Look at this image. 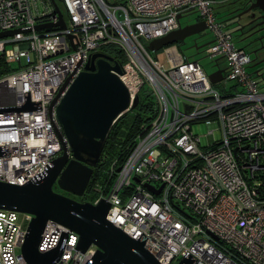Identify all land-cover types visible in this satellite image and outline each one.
I'll return each mask as SVG.
<instances>
[{
    "label": "built area",
    "instance_id": "obj_1",
    "mask_svg": "<svg viewBox=\"0 0 264 264\" xmlns=\"http://www.w3.org/2000/svg\"><path fill=\"white\" fill-rule=\"evenodd\" d=\"M54 1L64 28L35 32L33 25L58 20L50 0H0V32L20 29L0 38V57L14 66L0 74V182L21 185L45 174L65 142L50 101L91 53L112 44L124 55L117 77L130 103L145 85L155 113L139 126L122 161L105 166L89 202L107 201L105 219L143 239L159 264L181 258L190 264H264V92L246 70L248 54L215 16L224 0ZM191 11L212 35L202 51L215 70H223L215 83L198 60L175 46L161 48L163 61L146 48L178 28L177 15ZM26 101L33 108L14 110ZM198 122L213 126L219 138L201 145L190 130ZM31 217L0 210V264H25L20 246ZM77 240L75 232L47 220L37 251L62 242L54 264H90L95 246L79 252Z\"/></svg>",
    "mask_w": 264,
    "mask_h": 264
},
{
    "label": "water",
    "instance_id": "obj_2",
    "mask_svg": "<svg viewBox=\"0 0 264 264\" xmlns=\"http://www.w3.org/2000/svg\"><path fill=\"white\" fill-rule=\"evenodd\" d=\"M58 20L55 23L33 25V30L64 28L60 10L50 0ZM250 7H257L264 15V0H254ZM181 15H177V20ZM202 22L186 24L146 44L155 52L165 46H174L186 36L205 29ZM20 29L0 32V38L12 35ZM24 31H29L26 29ZM73 49L74 35H68ZM210 41L206 42L207 45ZM196 48V46H195ZM119 64L102 53H91L83 68L70 81L68 76L49 103L59 130L61 151L51 161L45 174L21 185L0 182V210L28 213V222L20 255L25 264H54L61 252L62 242L46 252L37 251L40 234L47 220L66 226L78 235L76 250L83 252L89 245L95 246L90 264H159L148 253L143 239H133L105 219L109 204L104 199L96 204L79 202L52 190L53 184L61 191L82 196L92 168L98 161L102 146L112 123L128 108H133L138 97H130L126 87L117 77ZM211 83L220 79V70L207 74ZM33 103L26 101L14 110H29ZM186 107V106H185ZM157 194L149 184L143 185ZM190 258H181L176 264H190Z\"/></svg>",
    "mask_w": 264,
    "mask_h": 264
},
{
    "label": "trees",
    "instance_id": "obj_3",
    "mask_svg": "<svg viewBox=\"0 0 264 264\" xmlns=\"http://www.w3.org/2000/svg\"><path fill=\"white\" fill-rule=\"evenodd\" d=\"M217 18L221 20V16ZM99 50H101L102 54L109 56L114 62L118 63L119 65L124 61L122 50H120L115 45L108 44L105 46H101ZM11 69H14V66L5 64L0 57V74ZM154 113L155 102L150 92L146 88L143 91L142 95L138 96L137 104L133 108H130L129 110L121 113V115H119L112 123L108 135L106 136V139L102 146V150L99 154L98 161L92 168L89 181L85 188V192L90 193L91 198L95 195L92 190V185L95 183H101L104 176L103 171L105 166L114 159L118 163L122 161L125 156L127 147L133 141L135 135L138 132L139 126L141 124H147L149 120L154 116ZM128 115L130 116V118L127 120V122H124ZM122 122H124L125 124L124 130L121 129ZM83 197H85V195H83ZM89 201L90 200L83 202Z\"/></svg>",
    "mask_w": 264,
    "mask_h": 264
},
{
    "label": "rangeland",
    "instance_id": "obj_4",
    "mask_svg": "<svg viewBox=\"0 0 264 264\" xmlns=\"http://www.w3.org/2000/svg\"><path fill=\"white\" fill-rule=\"evenodd\" d=\"M228 0H224L223 3H219L214 11H215V16L216 17H220L221 16V20L225 18L224 16V9L227 6ZM223 4V5H222ZM197 14L194 11L191 12H186L184 14H182L180 16V18L178 19L179 24L180 25H185L189 22H193L195 19H197ZM43 24V23H42ZM35 25H39V24H35ZM57 26L51 27V28H42L39 30H33L35 32H42L43 30H54L56 29ZM60 28V27H58ZM62 29V28H61ZM29 32V31H26ZM212 38L211 33L208 31V29L201 31L200 33H197L196 35H189L186 36L183 39V42H179L176 43L175 48L177 50V52L181 55H183L184 57H186L189 60H198L200 65H202L203 69L205 70V72L207 74L211 73L212 71H214L216 69V65L209 60V58L203 56V51L202 49L204 48V45L206 42L210 41ZM233 41H234V45L236 47H243V50L245 52H249L250 50V44H248V39H240L239 37H234L233 36ZM195 42L196 47L193 46V43ZM150 56L152 58H157L159 61H163V59L165 58V54H164V50H162L161 48L157 49L155 51V56L153 51L148 50ZM5 63V62H4ZM218 66H223V62L220 61L218 63ZM258 68L255 65H252L250 67V65H248L247 67V71L249 73H251L252 76H254L255 81H257V84L259 86L260 91L264 92V72L263 75L260 76H256L255 75V70H257ZM8 72V71H6ZM4 72V73H6ZM2 73V74H4ZM146 89V86L144 85L141 89H140V93L139 96L142 95L143 91ZM130 118V116L128 115V117H126V120L124 122H127V120ZM124 122L121 123V129L124 130L125 129V124ZM190 130L199 135L200 136V142L201 145H205L207 144L209 141H211L212 139L217 140L219 138V132L213 127V126H208L205 125L203 122H198V123H193L190 126ZM211 131V137L210 136H205L207 131ZM83 195H85V197H83ZM81 196V198L85 201L91 200V194L87 193L84 191V194Z\"/></svg>",
    "mask_w": 264,
    "mask_h": 264
},
{
    "label": "flooded vegetation",
    "instance_id": "obj_5",
    "mask_svg": "<svg viewBox=\"0 0 264 264\" xmlns=\"http://www.w3.org/2000/svg\"><path fill=\"white\" fill-rule=\"evenodd\" d=\"M253 1L254 0H228L226 4L227 6L224 9L225 18L222 19V21L224 22L226 29L231 33L232 36L239 37V40L248 39V44H250V50L249 52H246L249 56L248 65H250V67L252 65H255L258 68L257 70H255V75L261 77L264 72V15L263 12L257 7H250ZM199 21L201 20L197 18L193 22L187 23V25ZM201 24L205 26L203 22ZM179 26L182 27L184 25H180L178 21V27ZM206 29L207 28L205 26L204 30ZM181 42H183V40ZM193 46H196L195 42L193 43ZM97 52L101 53V50H98ZM222 73L223 70L220 74ZM58 154H60V152ZM52 190L76 201H85L81 197L74 196L65 191H61L56 187L55 184H53Z\"/></svg>",
    "mask_w": 264,
    "mask_h": 264
},
{
    "label": "clouds",
    "instance_id": "obj_6",
    "mask_svg": "<svg viewBox=\"0 0 264 264\" xmlns=\"http://www.w3.org/2000/svg\"><path fill=\"white\" fill-rule=\"evenodd\" d=\"M56 156H57V155H56ZM56 156H55V157H56ZM89 203H90V202H89Z\"/></svg>",
    "mask_w": 264,
    "mask_h": 264
}]
</instances>
